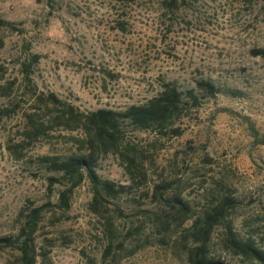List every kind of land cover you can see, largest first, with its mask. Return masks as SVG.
<instances>
[{
	"label": "rangeland",
	"instance_id": "rangeland-1",
	"mask_svg": "<svg viewBox=\"0 0 264 264\" xmlns=\"http://www.w3.org/2000/svg\"><path fill=\"white\" fill-rule=\"evenodd\" d=\"M185 2L169 10L163 0H0V86L15 82L8 95L0 89V108L14 102L25 108L19 67L26 44L40 55L31 74L38 89L53 91L82 111L143 103L166 82L185 90L199 79L211 80L220 91L196 90L198 101L176 120L179 135L162 140L128 128L126 135L139 147L159 139L163 148L151 154L149 178L176 179L198 208L211 194L231 193L239 200L234 229L264 246V144H256L247 128L251 122L264 131V58L251 52L264 48V0ZM20 111L0 119V236H15L30 207L57 202L61 186L49 185L38 157L68 152L74 148L71 137L81 136L58 127L49 138L20 147ZM97 171L127 182L111 153L99 158ZM140 194L134 189L118 200L129 216L116 215L112 202L105 203L118 239L142 220L134 214L138 207L152 206ZM91 199L85 179L64 213L56 209L40 222L37 243L49 248L54 264L99 260L102 219L89 209ZM212 241V253L224 264H257L222 249L217 234ZM175 243L145 247L121 264H189ZM16 257V251L0 250V264H17Z\"/></svg>",
	"mask_w": 264,
	"mask_h": 264
},
{
	"label": "trees",
	"instance_id": "trees-1",
	"mask_svg": "<svg viewBox=\"0 0 264 264\" xmlns=\"http://www.w3.org/2000/svg\"><path fill=\"white\" fill-rule=\"evenodd\" d=\"M120 1L131 4L137 0ZM185 1L163 0V3L169 10H178L185 6ZM29 50L30 45L26 44L25 56L19 67L22 78L19 93L25 108L18 102L0 108V119L21 110L23 137L18 145L23 148L42 138H49L51 131L58 127L77 130L81 136L71 137L74 148L68 152L44 153L38 157L39 165L47 172L49 185L58 183L61 186L57 191V202L46 201L30 207L15 236H0V250L9 248L16 251L17 264H54L49 248L42 244L38 246L40 222L48 212L54 215L58 209L64 213L70 206L74 190L87 179L92 191L88 207L101 217L103 232L99 260L92 258L88 264H121L122 258L145 247L166 245L172 241L176 242L174 246L189 264H224L211 250L215 234L222 249L257 264H264V246L251 236H239L234 229L232 213L239 200L229 192L217 196L211 194L208 202L198 208L184 194L185 187L176 179L152 181L149 178L150 165L153 164L151 154L163 148L162 144L157 145L159 139L139 147L135 140L126 135L127 128L140 132L151 131L162 140L166 136L179 135L176 120L191 104H196L199 90L208 95L219 92L214 82L199 79L193 87L185 90H180L173 82H166L157 94L143 103L130 104L123 109L82 111L55 92L38 89L31 74L40 55ZM251 52L264 58V48L252 49ZM14 84V81L9 82L0 86V89L8 95ZM247 128L256 144H264V131L260 133L251 122H248ZM108 153L118 158L127 175L126 183L102 177L98 173V160ZM134 189L141 190L140 196L150 200L152 206L138 207L134 214L141 216L142 220L129 229L124 238L118 239L114 216L106 213L105 203L112 202V210L116 215L125 217L128 213L124 212L118 200L128 196ZM132 200L140 205L138 199L133 197ZM127 238H130L128 245ZM44 240L50 242L48 238Z\"/></svg>",
	"mask_w": 264,
	"mask_h": 264
}]
</instances>
